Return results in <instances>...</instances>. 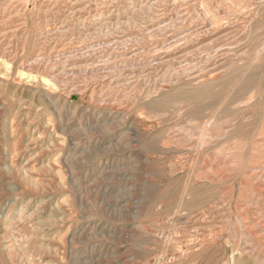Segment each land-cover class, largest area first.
Here are the masks:
<instances>
[{"label":"rangeland","instance_id":"374dc122","mask_svg":"<svg viewBox=\"0 0 264 264\" xmlns=\"http://www.w3.org/2000/svg\"><path fill=\"white\" fill-rule=\"evenodd\" d=\"M0 264H264V0H0Z\"/></svg>","mask_w":264,"mask_h":264},{"label":"bare ground","instance_id":"6f19581e","mask_svg":"<svg viewBox=\"0 0 264 264\" xmlns=\"http://www.w3.org/2000/svg\"><path fill=\"white\" fill-rule=\"evenodd\" d=\"M26 87V86H25ZM34 88V87H33Z\"/></svg>","mask_w":264,"mask_h":264}]
</instances>
